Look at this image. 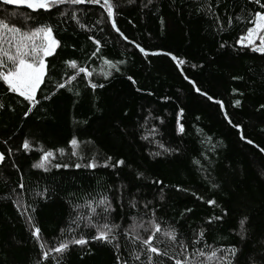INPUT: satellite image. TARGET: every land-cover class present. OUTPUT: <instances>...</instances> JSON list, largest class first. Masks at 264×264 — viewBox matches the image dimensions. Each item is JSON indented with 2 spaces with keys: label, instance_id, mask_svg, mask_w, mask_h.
Wrapping results in <instances>:
<instances>
[{
  "label": "trees",
  "instance_id": "1",
  "mask_svg": "<svg viewBox=\"0 0 264 264\" xmlns=\"http://www.w3.org/2000/svg\"><path fill=\"white\" fill-rule=\"evenodd\" d=\"M112 2L120 32L112 28L99 4H64L50 13H32L0 3V19L20 23L12 16L23 13L32 18L30 27L50 24L60 41L54 55L46 58V75L36 93L39 103L28 116L24 115L27 102L0 84L4 105L0 108V153L5 155L0 165V264H56L53 257L57 254L50 249L81 236L88 243L70 245L59 257L60 264H118L117 256L128 264H147L146 255H141V261L132 259L131 253L140 245L134 233L126 235L125 230L140 221L147 225L149 220L160 223L162 230L176 227L179 239L190 245L188 253H183L178 246L162 244L163 234H156L154 244L167 246L173 256L183 253L191 258L193 251L208 253L236 246L240 251L234 264H250V257L259 258L264 251V153L260 152L264 148V109H260L264 54L242 48L236 41L250 26L244 22L250 18L248 13L260 10L259 6L246 0H211L225 25V31L218 32L203 11L209 0ZM73 12L85 29L71 18ZM241 14L243 20H234L228 28L227 17ZM89 36L100 42L94 57L91 54L97 46ZM165 53L185 63L178 67ZM69 60L93 74L85 78L80 73L57 90V83L76 74L64 63ZM105 60L124 63H117V72ZM106 73L111 75L106 78ZM89 81L104 87L92 89ZM236 100L241 101L239 106ZM241 135L254 145L241 140ZM73 138L78 141L75 151L70 144ZM25 140L30 145L27 150ZM159 144L172 151L164 152ZM44 151L53 153L45 164L47 171L33 167ZM156 152L162 154L156 156ZM117 160L124 165L103 166ZM90 161L98 166L85 167ZM137 173L143 176L137 178ZM105 196L115 209L112 221L120 224L113 244L92 240L96 231L84 227L83 220L78 228L71 224L77 213L94 215L86 201L92 200L96 207L95 201ZM208 200L215 204L209 205ZM75 205L83 207L74 211ZM216 216L222 219L209 224V218ZM245 216L247 231L241 241L237 233ZM33 226L41 230L43 251H49L46 260L31 235ZM70 227L74 231H68ZM137 231L144 238L151 234L140 227ZM156 260L157 264L160 260L174 264L167 257Z\"/></svg>",
  "mask_w": 264,
  "mask_h": 264
},
{
  "label": "snow or ice",
  "instance_id": "2",
  "mask_svg": "<svg viewBox=\"0 0 264 264\" xmlns=\"http://www.w3.org/2000/svg\"><path fill=\"white\" fill-rule=\"evenodd\" d=\"M0 2L15 5L17 7H26L27 9L32 10V12H39L42 10L45 13H50L51 9L58 8V6L64 4H99L106 12L107 19L111 22L112 28L115 31L120 32L114 20L116 5L112 2V0H0ZM131 2L132 0H129V3ZM149 3H151V0H149ZM217 3H219V0H217ZM246 3L258 5L260 10H256L254 13H248L250 18L244 20V22L250 26L247 27L246 32L240 36L236 43L242 48H250L253 52L264 54V3H261V0H246ZM197 11L199 12L201 9L198 8ZM203 11L206 16L212 19L213 24L217 26L215 29L216 31H225V25L222 22L221 17L217 15L216 9L211 0H209V2L204 6ZM65 14V12H60L61 16ZM71 18L76 20L81 29L86 28V25L78 20L75 12L72 13ZM31 19L32 18L30 16H26L23 13H14L12 16V20L20 21V23H13L7 19H0V84L6 86V91L17 94L19 97L23 98V101L27 102L25 105L27 109L24 112L25 116H28L33 108L39 103L36 93L46 75V58L53 56L56 49L60 46V41L53 35L54 30L50 24L30 27L29 21ZM234 20L236 23L241 22L243 20V15H236L235 17H233V15H229L227 17L228 28L233 26ZM161 23L163 24V21H161ZM121 35L123 34L121 33ZM88 39L97 46L96 50L91 54L94 57L100 50V42L92 36H89ZM257 41H259V43H257ZM225 46V43H220L219 45L221 49L225 48ZM140 51L145 53L143 48H140ZM165 54L171 55V53ZM145 55H147V53H145ZM171 59L177 62L178 67L180 64L185 63L184 60L178 59L174 55H171ZM64 63L67 67L76 70V74L69 76L64 83H57L55 86L57 90L65 88L73 80H75L77 75L80 73H83L85 78L91 77L93 74L86 67L78 66L75 60L65 61ZM104 63L118 72L120 69L117 67V63L122 64L124 61L113 63L110 60H105ZM108 75H111V73H106V78ZM237 78L238 77H233V79ZM127 79L133 84L136 83L132 76H128ZM185 79H187V77H185ZM189 83H192V81H189ZM89 85L92 89L104 87L103 84L91 83L90 81ZM69 91H71V88H69ZM137 91H139V89H137ZM196 91L200 92V89L196 88ZM51 95H55V92ZM201 95L207 96V93H201ZM44 99L48 100L50 99V96H45ZM207 99L212 100L213 97L207 96ZM216 103L220 104V101H216ZM234 104L235 106H239L241 101L236 100ZM3 107L4 105L0 103V108ZM221 107H223V105H221ZM260 109H264V104L260 105ZM225 119H228V117L225 116ZM228 122L232 124L231 120H228ZM233 127L239 128L240 125L234 124ZM153 131H155V129H153ZM179 131H183L182 125L180 126ZM142 138L147 139L148 137L144 136ZM240 139L244 140L248 145H254V142L251 139H247L244 135H241ZM70 144L75 148L78 141L73 138L70 141ZM158 146L166 153L172 151L171 149L165 148L163 144H159ZM23 147L25 150L30 147L27 140L23 143ZM59 151L63 152V149H60ZM260 152L264 153V148H260ZM161 154V152L155 153L156 156ZM52 155L53 153L51 151H44L43 155L40 157V162L33 164V167L44 168L45 171H47V168H45V162L48 161L49 157H52ZM73 155H76V153L73 152ZM4 160L5 155L0 153V162H3ZM108 160H111V157H108ZM124 163L125 162L123 160H117L113 165H109L105 162L103 166L106 168L109 166L118 167L124 165ZM197 163L199 162L197 161ZM97 166L98 165L94 161H90L85 165L87 168H96ZM55 167H61V165L57 164ZM63 167H68V165H63ZM75 167L79 168L81 165L76 164ZM142 176L143 173H137V178H141ZM155 183H162V181H155ZM213 187H216V185L213 184ZM198 199H202V197H198ZM207 203L209 205H214L215 201L208 200ZM95 205L96 207L93 206L92 200L86 201L85 206H87L89 213L94 215L85 217L82 214L77 213L76 217L71 220V224L76 225L78 228L80 227V221L83 220L85 221L84 227L94 228L96 231V234L91 237L92 240L105 244H113L114 241H117V229L120 228V224L113 222L111 219L112 213L115 209H113L111 201L106 196L102 197L98 201H95ZM132 206H136L135 202L132 203ZM80 207L83 206L75 205L73 210L75 211L76 208ZM97 207L100 208L99 212L96 211ZM145 208H147V204L145 205ZM185 211L190 212L191 209H186ZM224 214L226 215L227 213L225 212ZM213 219L219 221L222 217L216 216L214 218H209L208 223H212ZM247 219L248 218L245 216L239 221L240 232L237 233V235H239L241 241L245 239L244 234L247 231L245 228ZM101 220L103 223L100 222ZM29 223H33L30 217ZM138 227L142 228L144 232L151 234H149L147 238H144L140 235V232L137 231ZM40 231L41 230L38 227L33 226L31 235L38 242L39 247L42 250V257L46 260L49 257V251H43L45 244L41 242L42 238L40 236ZM61 231L63 232V229ZM68 231L72 232L74 229L70 227ZM132 233H134V240L140 245L139 249L131 253L132 259L134 261H141V255L143 254L147 256V264H157L156 257H167L169 260H174V264H209L210 261H215V264H234L240 251V248L236 246H229L226 249L217 248L208 253L199 250L193 251L191 253V258H189L188 255H184L183 253H188L190 245L185 244L179 239L176 227L168 226L162 230L161 224L155 220H149L147 225H145L143 221H140L139 225H129L128 229L125 230V234L128 235ZM160 233H162L165 238L161 241L162 244L178 246L183 250V253L179 256H173L169 253L167 246L163 248L156 246L153 241L156 238V234ZM203 236L204 233L201 231L199 234L200 239H202ZM198 242L199 239L193 241V244ZM87 243L88 241L83 236L80 238L73 237L67 242L61 241L58 246L51 248L50 251L57 254V256L53 257V259L56 260V264H60L59 257L69 249L70 245H85ZM261 243L264 244V241ZM114 247L119 249V243L114 244ZM218 252L221 253V255L218 256ZM116 259L118 264H128V260H121L120 256H117ZM159 264H164V261L160 260ZM250 264H264V251L259 253V258H256L255 256L250 257Z\"/></svg>",
  "mask_w": 264,
  "mask_h": 264
},
{
  "label": "water",
  "instance_id": "3",
  "mask_svg": "<svg viewBox=\"0 0 264 264\" xmlns=\"http://www.w3.org/2000/svg\"><path fill=\"white\" fill-rule=\"evenodd\" d=\"M1 4L5 5V6H8V7H11V8H16V9H22V10H27L29 12H32V10L30 9H27L26 7H17L15 5H11V4H4L3 2H0ZM42 11V10H41ZM32 13H36V12H32ZM171 58V57H170ZM175 62V61H174ZM176 64V62H175ZM192 86H193V83H190ZM222 111H223V108H222ZM2 162H0V165H1Z\"/></svg>",
  "mask_w": 264,
  "mask_h": 264
},
{
  "label": "rangeland",
  "instance_id": "4",
  "mask_svg": "<svg viewBox=\"0 0 264 264\" xmlns=\"http://www.w3.org/2000/svg\"><path fill=\"white\" fill-rule=\"evenodd\" d=\"M257 43H259V41H257ZM239 45V44H238ZM240 46V45H239ZM71 148L73 149V151H75V148L73 147V146H71ZM53 156V155H52ZM52 157H49V159H48V161L51 159ZM48 161H46V162H48ZM40 162V161H39ZM46 162H45V164H46Z\"/></svg>",
  "mask_w": 264,
  "mask_h": 264
}]
</instances>
